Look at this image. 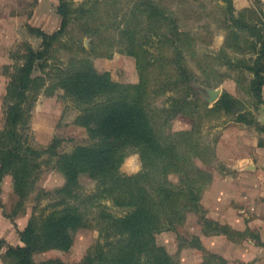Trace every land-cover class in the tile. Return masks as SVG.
<instances>
[{
  "label": "trees",
  "instance_id": "16d2710c",
  "mask_svg": "<svg viewBox=\"0 0 264 264\" xmlns=\"http://www.w3.org/2000/svg\"><path fill=\"white\" fill-rule=\"evenodd\" d=\"M88 1L91 0L71 7L70 0H55L62 17L59 29L52 33L43 31L42 46L35 48L29 44L23 55L24 62L10 74L3 102L5 122L0 129V183L6 175H11L13 191L20 204L37 189L44 163H53L67 180L53 190H44L55 201L44 213H38V206H33L27 225L20 231L22 244L13 245L0 237V249L5 248L4 259L10 258L12 264H50L52 260L39 262L34 255L55 248H69L74 241L73 231L86 227L90 211L94 212L91 208H99V223L103 221L101 225L106 242H98L85 260L77 264H178L167 248L157 243L156 234L164 229H174L176 224L183 222L187 211L199 209L208 173L194 161L195 157H203V151L197 153L196 145L182 144L191 138L193 127L176 132V141L173 133L167 134L166 131L171 120L179 114L189 115L201 106L207 110L224 108L230 112L232 109L229 107L234 101L224 94L213 107L208 102H191L193 97L199 98L193 91L197 75L187 66L186 57L188 54L195 56L203 73L211 68L213 74H218L210 62L213 56L199 52L194 44L195 36L175 25L172 8L164 0H136L133 6L124 10L122 20L139 15L145 17L146 27L140 26V32L146 30L143 36L131 27H116L120 38L106 39L108 41L99 47L93 45V51L96 55L104 54V49L110 52L109 49L118 42L124 43V35L131 32L126 50L139 62V82H116L108 71L97 70L87 57L88 53L78 55L74 60L77 61V68H58L53 76L49 75L52 79L49 87L52 91L62 87L77 99V124L87 129L89 141L71 151H60L62 140L55 136L46 147H33L27 135L30 102L34 98V89L43 87L46 81L44 76H33L36 63L52 56L54 45L66 32L73 13L81 11L84 16L92 15L101 4H106L113 8V14L106 13L109 15L107 18L119 15L121 0H94L92 5ZM91 15L86 24L97 20V16L92 18ZM231 17L233 21L238 20L234 14ZM241 20L244 21V18ZM162 27L169 29L166 32L157 31ZM90 29L92 34L99 33L98 28L91 26ZM255 29L259 30L258 41H261L262 47L257 51L252 68V90L264 103V32L260 28ZM108 31L109 27H106L100 35ZM155 33L158 39L153 36ZM156 42L160 43V47L155 52ZM46 63L43 62L42 67ZM158 65L167 81L151 85L146 72ZM173 72L174 75L177 72L178 80L172 81ZM171 81L180 85L181 95L174 98L169 106L159 109L158 115L157 110L148 107V88L152 93L164 92ZM160 86L162 89L158 90ZM236 120L243 119L239 117ZM129 149L138 151L143 165L134 174L121 170ZM172 173L179 174V184L170 180ZM82 174H88L96 181V188L90 194L83 190L80 182ZM103 199H111L125 212L118 215L107 211ZM79 203L87 207L80 208Z\"/></svg>",
  "mask_w": 264,
  "mask_h": 264
},
{
  "label": "rangeland",
  "instance_id": "374dc122",
  "mask_svg": "<svg viewBox=\"0 0 264 264\" xmlns=\"http://www.w3.org/2000/svg\"><path fill=\"white\" fill-rule=\"evenodd\" d=\"M70 1L71 7H76L84 0ZM164 1L172 8L173 17L176 19L175 25L195 36L194 44L198 51L211 54L213 59L210 62L213 63V69L218 70V74H213L211 68L203 73L195 61V56L187 55L186 64L197 75L193 91L199 97H193L191 102H208L209 106L213 107L215 102L227 94L234 103L229 107L232 109L230 112H226L224 108L207 110L201 106L198 111H193L192 115L179 114L171 120L166 132L173 133L175 141L178 140L176 132L193 127L191 138L182 144L190 147L196 145L197 153L203 151V157H195L194 161L198 167L206 170L208 175L204 181L199 209L187 211L183 222L176 224L174 229H164L157 233L156 241L167 248L178 264H264V195H261V191L264 192V177L256 183L252 179L243 178L244 183L239 185L236 182L227 183L224 181L225 178L220 176L221 173L232 178L239 175L238 169L225 165L226 152L232 155L233 152L253 150L247 143V134L242 139L234 138L235 133L237 136L241 134L238 133L237 118H242L240 121L242 126L253 135H257L260 146L264 145V103L252 90L254 79L252 68L255 66L257 51L262 47L261 41H258L259 30L255 28H260L264 32V0ZM93 2L94 0H91L89 5ZM135 2L136 0H121L119 15L114 18H107L109 15L106 13L113 14V8L106 4H101L97 8L98 11L92 15L90 13L84 16L81 11L73 13L66 32L54 45L52 56L36 63L33 76H44L46 81L43 87L34 89L33 99L31 95L29 97L32 102L28 113L27 135L33 147H46L55 136L62 140L60 151H71L77 145L89 141L87 129L77 124L79 114L77 99L67 94L62 87H56L54 91L49 87L52 80L49 75L53 76L58 68L70 70L77 68V61L74 60H77L78 55L88 53L87 57L89 56L97 70L108 71L116 82L123 84L139 82V62L136 56L126 50L129 37L132 36L131 32L124 35V43L118 42L114 48L109 49L110 52L102 49L104 54L96 55L93 51L95 50L93 45L97 44L99 47L108 41L106 39L120 38L116 27L123 29L131 27L139 32L141 25L146 27L145 17L140 15L127 21L122 20L124 10L133 6ZM39 3L40 0H0V129L5 122L3 102L11 72L18 64L24 62L23 55L26 54V47L29 44L40 48L43 44V31L47 29V33H52L58 30L61 24L60 19L55 20L57 14L54 10L47 12L43 9L37 12L38 18L48 15L53 25L49 28L36 23L32 25L29 20L35 14ZM49 5L56 7L55 0H44L43 6ZM231 14L238 20L233 21ZM89 15L92 18L97 16L99 21L86 24ZM243 18L244 21L241 20ZM244 22L247 23L246 26ZM91 26L98 28L99 33H90ZM106 27H109V31L100 35ZM168 29L162 27L156 30L166 32ZM145 31L140 34L143 36ZM153 36L155 39L159 38L156 33ZM155 44L156 52L159 51L160 43ZM45 61L47 65L42 67ZM146 75L151 85L167 81L160 65L148 70ZM178 77L177 72L175 75L173 72L172 81L178 80ZM172 81L164 92L152 93L148 88V107L157 110L158 115L159 109L169 106L174 98L177 99V96L181 95L182 88ZM161 89V86L158 87V90ZM210 90L216 94L215 100H211ZM225 129L229 131L228 135H225ZM142 168L138 151L129 149L121 170L127 174H134ZM210 172L216 174L220 182L214 181ZM169 178L173 183L179 184V174L172 173ZM66 180V175L54 167L53 163H44L37 189L19 204V197L13 191L12 177L6 175L0 183V212L8 221L0 222V237L13 245L22 244L20 231L27 225L33 206H38V213L48 212L55 199H52V195L48 197L44 190H53ZM80 182L87 194L96 188V181L88 174H82ZM252 196L257 200L254 201ZM103 200L106 202L107 211L118 215L125 212L114 205L111 199ZM79 207L86 208L87 205L79 203ZM91 210L94 212L90 211L88 225L73 231L74 241L69 248L42 251L36 253L34 258L39 262L54 260L50 264H77L84 261L98 242H106L101 225L103 221L99 223L100 210L99 208ZM4 251L5 248L0 249L3 263L12 264L10 258L4 259Z\"/></svg>",
  "mask_w": 264,
  "mask_h": 264
},
{
  "label": "crops",
  "instance_id": "0c3cea01",
  "mask_svg": "<svg viewBox=\"0 0 264 264\" xmlns=\"http://www.w3.org/2000/svg\"><path fill=\"white\" fill-rule=\"evenodd\" d=\"M47 4V3H45ZM44 0H40V3L37 5L36 7V11L35 14L33 15L32 19L29 20V22L34 25L39 24L42 27L45 28H49L53 25V23L50 21V17H48V15L43 16L42 18H38L37 12H39L40 10L45 9L47 12L50 10H54V13L57 14V17H55V20L58 21V19H60V22L62 20V17L60 15V13L58 12L57 7H54L52 5L46 6L44 7ZM56 11V12H55ZM38 18V19H36ZM37 21V22H35ZM60 24V23H59ZM61 25V24H60ZM60 27V26H59ZM44 28V29H45ZM45 31H48L47 29H45ZM263 98H264V85H263V92H262ZM239 124H237V128H238V133L240 136H237V134H234V138L236 139V137H239V139L245 138V134L248 135V139H247V143L249 144L250 148L253 147V150L251 152V150H247L245 152H233V154H229L228 152L225 153L224 155V163L227 167L233 168V169H238L239 171V175L237 178H232L231 176H228L226 174L221 173V177L225 178V182L229 183V182H236L237 184L241 185L244 183V179L243 178H249L255 181V183L264 177V145L260 146L257 140V135H253V133L249 130H246L244 126H242V123L239 121ZM264 123V122H263ZM225 135H228L226 129L224 130ZM249 134H248V133ZM243 133V134H242ZM212 171V170H211ZM213 174V180L216 181L217 183L220 182L218 180V176H216V174H214L213 172H211ZM252 175V176H251ZM256 176V177H255ZM253 177V178H251ZM236 179V180H231V179ZM241 182V183H240ZM252 183V182H251ZM259 184V182H258ZM233 193V192H232ZM264 192L261 191V195ZM256 195V193L254 194ZM253 200L256 201V197L252 196ZM204 203V202H203ZM8 221V219H4V216L2 215V213L0 212V222H5ZM0 264H4L2 258L0 257Z\"/></svg>",
  "mask_w": 264,
  "mask_h": 264
},
{
  "label": "water",
  "instance_id": "95a60500",
  "mask_svg": "<svg viewBox=\"0 0 264 264\" xmlns=\"http://www.w3.org/2000/svg\"><path fill=\"white\" fill-rule=\"evenodd\" d=\"M210 95H211V100H215L217 97L216 94L212 92L211 90H210Z\"/></svg>",
  "mask_w": 264,
  "mask_h": 264
}]
</instances>
